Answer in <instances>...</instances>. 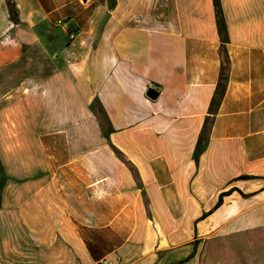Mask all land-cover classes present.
I'll return each mask as SVG.
<instances>
[{
	"label": "crops",
	"instance_id": "1",
	"mask_svg": "<svg viewBox=\"0 0 264 264\" xmlns=\"http://www.w3.org/2000/svg\"><path fill=\"white\" fill-rule=\"evenodd\" d=\"M100 259L264 264V0H0V264Z\"/></svg>",
	"mask_w": 264,
	"mask_h": 264
},
{
	"label": "water",
	"instance_id": "2",
	"mask_svg": "<svg viewBox=\"0 0 264 264\" xmlns=\"http://www.w3.org/2000/svg\"><path fill=\"white\" fill-rule=\"evenodd\" d=\"M145 95L149 98H154L156 96V93L151 88H147L145 91Z\"/></svg>",
	"mask_w": 264,
	"mask_h": 264
},
{
	"label": "built area",
	"instance_id": "3",
	"mask_svg": "<svg viewBox=\"0 0 264 264\" xmlns=\"http://www.w3.org/2000/svg\"><path fill=\"white\" fill-rule=\"evenodd\" d=\"M95 264H112L110 260L100 259Z\"/></svg>",
	"mask_w": 264,
	"mask_h": 264
}]
</instances>
